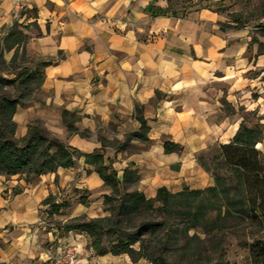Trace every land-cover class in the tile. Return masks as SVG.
Wrapping results in <instances>:
<instances>
[{
    "label": "crops",
    "instance_id": "obj_1",
    "mask_svg": "<svg viewBox=\"0 0 264 264\" xmlns=\"http://www.w3.org/2000/svg\"><path fill=\"white\" fill-rule=\"evenodd\" d=\"M168 6V0H24L17 10L15 0H0V50L6 59L24 50L30 69L41 75L30 99L15 109V138L39 121L79 152L116 141L105 146L106 157L119 179L126 170L134 172L136 189L149 199L161 187L172 193L213 187L198 155L215 143L227 144L243 118L219 120V100L207 85L247 34L243 27L223 30L214 9L155 14ZM67 111L75 117L73 131L64 122ZM165 142L182 150L167 153ZM256 147L262 151L261 143ZM91 181L104 186L97 173L87 172L84 157L28 182L0 175V264H49L73 244L72 236L83 238L75 232L51 236L56 246L45 249L37 234L43 201L58 185L94 191ZM75 244L82 250V243Z\"/></svg>",
    "mask_w": 264,
    "mask_h": 264
},
{
    "label": "trees",
    "instance_id": "obj_2",
    "mask_svg": "<svg viewBox=\"0 0 264 264\" xmlns=\"http://www.w3.org/2000/svg\"><path fill=\"white\" fill-rule=\"evenodd\" d=\"M171 2L168 0L169 6L165 9H154L157 11L155 14L178 17L184 16L188 10L215 7L219 12L224 4V0H199L178 8ZM243 26V22L238 26L221 24L223 30ZM34 75L30 68L8 79L0 73V85H16L20 93ZM19 104V95L0 94V175H18L28 182L54 173L58 168L74 167L75 158L84 157L87 172L97 173L110 191L104 199L109 216L89 220L72 218L59 223L57 230L59 236L70 232L85 233L90 238L89 248L96 255H129L134 263L145 259L148 264H171L172 253L186 251L190 240H196L195 249L200 250L201 244L214 242L218 236L224 237V232L230 228L242 231L264 228V155L256 147L264 140L262 124L249 126L243 119L237 134L227 144L218 145L219 154L213 157L212 162H216L218 167L225 165L228 171L222 174L207 168L214 178L213 187L185 189L179 193L168 192L161 187L156 198L149 199L136 189L138 179L134 172L126 170L122 180L118 178L113 160L106 157L103 141L102 147L92 153L79 152L51 135L39 121L29 124L24 136L16 139L17 124L13 117ZM63 117L69 130H75L74 115L67 111ZM137 119L141 123V135L146 139L148 127L140 106ZM164 149L167 153L182 150L171 142H165ZM199 162L202 163L201 159ZM202 165L205 166L204 163ZM75 191L80 192V189ZM81 192L88 194L87 189ZM87 199L83 194L80 204L86 205ZM43 203L49 206L50 215L60 214L62 208L69 207L67 203L60 204L53 196ZM191 231L194 232L192 235ZM106 242L111 245L110 249ZM250 250L254 258H264V237L254 240Z\"/></svg>",
    "mask_w": 264,
    "mask_h": 264
},
{
    "label": "rangeland",
    "instance_id": "obj_3",
    "mask_svg": "<svg viewBox=\"0 0 264 264\" xmlns=\"http://www.w3.org/2000/svg\"><path fill=\"white\" fill-rule=\"evenodd\" d=\"M195 1L199 0H172L171 3L180 8ZM223 3L219 11V22L230 23L232 26H238L243 22V31H246L247 35L241 37L243 47L239 46L235 54L224 56L225 65L216 69L208 82V88H213L216 98L219 100L216 115L219 120L226 115L230 118L237 115L239 118L246 119L249 126L262 124L264 132V0H224ZM213 9L216 10V7ZM238 17L239 20L236 21ZM29 63L24 50L16 53L10 59H6L5 52L0 50V73L6 79L13 78L22 70L30 68ZM35 75L25 84L20 93H18L16 85H0V94H16L20 96L21 104L27 102L31 97L30 91L41 82L40 72ZM117 143L111 141L106 146L114 147L117 146ZM261 144L264 155V140ZM218 145L219 143H215L201 152L198 159L204 163L206 171L208 168L211 172L218 170L222 174H227L228 169L225 165L222 164L218 167L216 162H212L213 157L219 154ZM104 151L107 154L108 150L104 149ZM89 186L94 191L86 187L77 188L76 184L63 187L58 185L53 197L60 204L67 203L69 207L62 208L61 213L55 215H50L51 210L48 205L41 208L42 214L39 222L41 226L37 236L43 248L52 249L56 246V241L51 240V236L64 237L58 235L57 226L59 223L62 224L78 217L89 220L109 216L104 205L105 196L110 193L109 189L106 186L97 188L98 185L94 181H91ZM75 189H80V192ZM83 189L88 190V194L83 193L88 198L87 204L84 206L80 204V197L83 195L81 190ZM193 233L191 231L190 235ZM224 234V237L218 236L214 242H204L200 245V250L195 249L197 241L190 240L186 251L172 253L171 264H264V258H254L250 250V245L254 240L264 237V228H248L243 231L238 228H230ZM80 235L84 237L72 236L73 239H70V242L74 245L82 243V250L78 253L79 258L85 260L81 262L83 264H148L145 259L134 263L129 255L98 256L89 248L90 238L85 233ZM200 235L201 238H204V235ZM0 245L4 246L3 243ZM106 245L108 249L111 248L108 242ZM135 248L138 249V246L136 245Z\"/></svg>",
    "mask_w": 264,
    "mask_h": 264
},
{
    "label": "built area",
    "instance_id": "obj_4",
    "mask_svg": "<svg viewBox=\"0 0 264 264\" xmlns=\"http://www.w3.org/2000/svg\"><path fill=\"white\" fill-rule=\"evenodd\" d=\"M24 0H15V9L21 10ZM49 264H79V253L73 244H67L56 252Z\"/></svg>",
    "mask_w": 264,
    "mask_h": 264
}]
</instances>
